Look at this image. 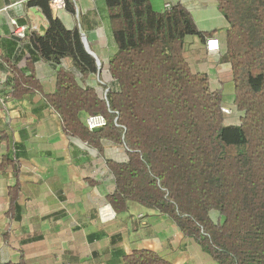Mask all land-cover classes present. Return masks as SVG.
<instances>
[{"label":"trees","instance_id":"1","mask_svg":"<svg viewBox=\"0 0 264 264\" xmlns=\"http://www.w3.org/2000/svg\"><path fill=\"white\" fill-rule=\"evenodd\" d=\"M65 2L74 12L73 0ZM106 2L118 47L109 65L111 84H89L99 65L80 29H65L50 0H35L29 6L42 11L48 29L31 36L30 74L12 69L15 98L41 90L38 60L60 66L70 59L72 68L58 70L48 102L68 136L99 149L104 139L126 148V162L108 163L114 210L119 214L134 202L160 211L215 264H264V0H217L231 26L224 57L241 113L238 125L226 124L224 89L212 88L209 76L194 74L184 58L186 38H204L189 10L178 4L157 13L151 0ZM83 115L103 116L107 125L90 131ZM9 164L7 159L0 170ZM0 264L25 263L0 256ZM123 264L170 263L138 250Z\"/></svg>","mask_w":264,"mask_h":264},{"label":"crops","instance_id":"2","mask_svg":"<svg viewBox=\"0 0 264 264\" xmlns=\"http://www.w3.org/2000/svg\"><path fill=\"white\" fill-rule=\"evenodd\" d=\"M33 1L0 0V166L10 159L0 170L2 259L25 264H123L126 256L147 250L170 264H215L193 237L160 211L127 202L126 210L118 214L109 204L116 188L108 163L126 162V148L104 139L99 149L68 136L59 113L48 102L56 90L58 70L72 68L70 59L60 66L38 60L34 71L41 90L15 98L12 69L30 74L31 36H44L48 29L42 11L29 6ZM73 3L74 12L65 8L52 13L65 29H80L105 84H111L109 65L118 47L107 2ZM178 4L191 12L204 35L186 38L184 58L194 74L209 76L212 88L224 89L225 108L233 111L225 117L226 124L238 125L241 113L233 105L231 66L224 57L231 26L217 9V0H151L157 13ZM12 21L28 26L25 41L14 37ZM212 37L220 41V53L206 52V41ZM96 82L95 77L89 80L99 88Z\"/></svg>","mask_w":264,"mask_h":264},{"label":"built area","instance_id":"3","mask_svg":"<svg viewBox=\"0 0 264 264\" xmlns=\"http://www.w3.org/2000/svg\"><path fill=\"white\" fill-rule=\"evenodd\" d=\"M50 9L52 10L53 13H57L61 10H64L66 8V2L65 0H50ZM166 9H169V6H166ZM13 27H14V37L19 41V42H23L27 39L28 37V33H29V28L28 26H18L17 23L15 21H12ZM207 45H206V52L208 54H212V53H220L222 50L220 41H218V39L212 37L211 39H208L207 41ZM99 65V74L101 71V66ZM98 77V82L102 83L103 85H105V83L101 82L100 80V75L97 76ZM103 93V97L104 99L107 101V94H108V90H104L102 91ZM223 113L225 114V116H230V114L233 112L231 109L228 108H223ZM117 120L115 119V124H117ZM84 124L87 126V128L90 131H95L98 129H102V127L107 125V121L106 119L102 116H87L85 119ZM118 125V124H117ZM113 216V214H112Z\"/></svg>","mask_w":264,"mask_h":264},{"label":"rangeland","instance_id":"4","mask_svg":"<svg viewBox=\"0 0 264 264\" xmlns=\"http://www.w3.org/2000/svg\"><path fill=\"white\" fill-rule=\"evenodd\" d=\"M99 75H100V74H99ZM99 75H98V76H99ZM96 79H97V81H98V77H96ZM104 79H105V77H102V76L100 75V80H101V82L106 83V82H105L106 80H104ZM96 84H99L100 87H102V85H103V84L100 83V82H98V83L96 82ZM231 114H232V113H231Z\"/></svg>","mask_w":264,"mask_h":264},{"label":"water","instance_id":"5","mask_svg":"<svg viewBox=\"0 0 264 264\" xmlns=\"http://www.w3.org/2000/svg\"><path fill=\"white\" fill-rule=\"evenodd\" d=\"M87 47H88V46H87ZM87 47H86V48H87Z\"/></svg>","mask_w":264,"mask_h":264}]
</instances>
